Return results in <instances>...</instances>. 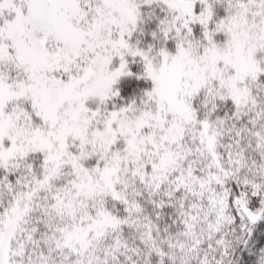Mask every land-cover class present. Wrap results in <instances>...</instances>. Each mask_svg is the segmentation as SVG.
I'll return each instance as SVG.
<instances>
[{"label":"rangeland","instance_id":"rangeland-1","mask_svg":"<svg viewBox=\"0 0 264 264\" xmlns=\"http://www.w3.org/2000/svg\"><path fill=\"white\" fill-rule=\"evenodd\" d=\"M211 1L226 4L213 21ZM133 60L151 84L146 103L105 108ZM262 72L264 0H0V167L41 152L36 187L64 174L53 209L68 206L64 243L85 249L120 224L106 197L123 199L133 181L154 189L171 174L170 185L194 183L182 140L215 158L219 133L194 98H230L244 111ZM30 191L0 197V264H14Z\"/></svg>","mask_w":264,"mask_h":264},{"label":"trees","instance_id":"trees-1","mask_svg":"<svg viewBox=\"0 0 264 264\" xmlns=\"http://www.w3.org/2000/svg\"><path fill=\"white\" fill-rule=\"evenodd\" d=\"M211 4L213 21L224 14L226 4ZM171 46L168 42L167 48ZM129 64L131 71L119 78L105 108L146 103L150 81L141 63ZM248 89L251 103L244 111H235L230 98L208 99L203 92L196 96L193 107L198 118L218 125L215 158L193 152L195 142L184 137L182 143L190 152L182 166L189 169L188 181L194 183L170 185L171 174L151 190L133 181L123 190L128 203L109 195L104 206L120 224L85 249L64 243L65 230L75 218L68 206L62 207L64 215L53 209L56 194L66 192L64 174L49 187H36L44 169L41 152L0 167L1 203L31 190L29 208L11 243V260L14 264H264V72ZM85 163L93 165V160ZM130 203L136 208L128 213L125 206L131 208Z\"/></svg>","mask_w":264,"mask_h":264}]
</instances>
